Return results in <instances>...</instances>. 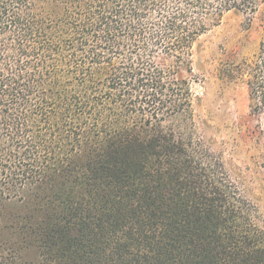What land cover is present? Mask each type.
<instances>
[{"label":"trees","instance_id":"trees-1","mask_svg":"<svg viewBox=\"0 0 264 264\" xmlns=\"http://www.w3.org/2000/svg\"><path fill=\"white\" fill-rule=\"evenodd\" d=\"M261 9L0 0V264H264L258 209L199 135L181 76L227 13ZM260 26L254 59L225 71L254 112ZM253 140L264 169V131Z\"/></svg>","mask_w":264,"mask_h":264},{"label":"rangeland","instance_id":"rangeland-1","mask_svg":"<svg viewBox=\"0 0 264 264\" xmlns=\"http://www.w3.org/2000/svg\"><path fill=\"white\" fill-rule=\"evenodd\" d=\"M227 13L193 45L190 80L192 109L199 135L220 155L264 225V169L254 159V136L264 131V112L250 107L245 76L231 79L225 71L250 63L258 50L264 21L262 9L249 20ZM36 255V253H35ZM34 256L33 253L30 254Z\"/></svg>","mask_w":264,"mask_h":264}]
</instances>
